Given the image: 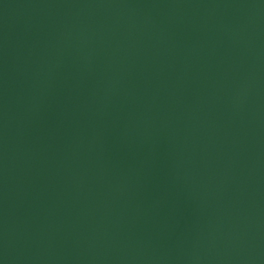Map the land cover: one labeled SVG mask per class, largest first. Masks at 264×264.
<instances>
[{"label":"water","instance_id":"obj_1","mask_svg":"<svg viewBox=\"0 0 264 264\" xmlns=\"http://www.w3.org/2000/svg\"><path fill=\"white\" fill-rule=\"evenodd\" d=\"M0 264H264V0H0Z\"/></svg>","mask_w":264,"mask_h":264}]
</instances>
